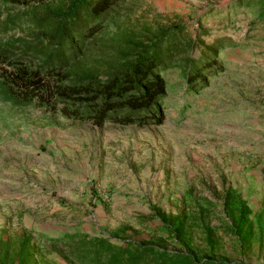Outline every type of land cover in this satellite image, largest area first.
<instances>
[{"label": "rangeland", "instance_id": "374dc122", "mask_svg": "<svg viewBox=\"0 0 264 264\" xmlns=\"http://www.w3.org/2000/svg\"><path fill=\"white\" fill-rule=\"evenodd\" d=\"M260 8V0H127L113 14L119 21L185 22L190 30L199 23L206 40L236 43L219 50L223 69L206 70L196 83L201 89H186L178 67L163 72L168 87L159 125L95 126L0 102V229L55 237L72 229L109 236L124 227L125 236L151 241L160 233L152 230V211L183 213L193 217L198 249L205 251L209 225L218 242L214 257L264 264ZM229 190L252 211L243 241L228 228ZM142 215L151 217L149 226ZM40 244L56 264H71L49 242Z\"/></svg>", "mask_w": 264, "mask_h": 264}, {"label": "trees", "instance_id": "16d2710c", "mask_svg": "<svg viewBox=\"0 0 264 264\" xmlns=\"http://www.w3.org/2000/svg\"><path fill=\"white\" fill-rule=\"evenodd\" d=\"M126 1L0 0V102L36 105L95 126L159 125L168 87L164 71L178 67L185 88L194 90L202 88L196 83L206 70L223 69L219 50L236 44L229 37L206 40L208 30L199 23L190 30L180 21L115 20ZM260 3L263 18L264 0ZM223 201L229 231L239 241L247 239L251 209L232 190ZM152 212V230L160 233L151 241L125 236L124 227L109 236L72 229L55 237L11 236L0 229V264H56L40 241L71 264H242L213 256L218 242L211 226L204 229L203 251L193 242L192 216ZM140 220L152 222L148 215ZM167 238L176 248H169Z\"/></svg>", "mask_w": 264, "mask_h": 264}]
</instances>
